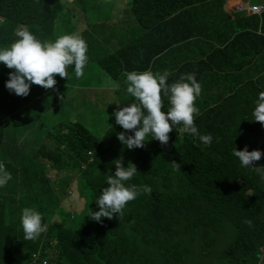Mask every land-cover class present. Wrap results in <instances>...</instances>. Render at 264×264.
<instances>
[{"label": "trees", "instance_id": "obj_1", "mask_svg": "<svg viewBox=\"0 0 264 264\" xmlns=\"http://www.w3.org/2000/svg\"><path fill=\"white\" fill-rule=\"evenodd\" d=\"M225 1L115 0L119 12L112 21L119 46L111 48L95 31L80 33L89 57L83 76L95 57L117 86L120 108L135 102L126 91L125 72L167 71L169 84L195 73L202 91L194 124L201 135H212L210 146L174 129L167 145L148 136L145 147L129 150L117 138L124 129L115 116L104 121L108 129L101 134L91 120L100 114L86 102L81 105L86 111L74 116L68 108L42 107L49 98L38 95L45 91L41 86L33 84L35 93L17 96L6 88L13 70L0 63V163L12 175L0 187L7 197L0 201L4 264H264V179L232 155L235 147L246 145L264 153V126L253 121L255 102L264 91V11L227 8ZM65 3L0 0V49L19 39L21 25L42 42L55 41L60 36L53 32L54 20ZM128 6L133 13L123 12ZM77 8L84 18H77L78 27L91 22L88 11ZM127 15L133 21L117 28ZM67 72L68 78L54 77L55 89L75 75L74 64ZM162 100L167 112L163 92ZM61 112L72 123L52 126L35 150L15 135L34 133L46 116ZM121 157L125 167L132 162L138 170L126 186L148 185L152 193L129 201L122 220L96 222L89 216L99 210L96 200L108 186L107 174L115 173L111 162ZM257 166H264V155L253 162ZM53 175L61 176L53 180ZM76 181L85 198L81 211L64 206L74 197ZM25 207L40 212L47 225L36 240H24L20 218Z\"/></svg>", "mask_w": 264, "mask_h": 264}, {"label": "clouds", "instance_id": "obj_2", "mask_svg": "<svg viewBox=\"0 0 264 264\" xmlns=\"http://www.w3.org/2000/svg\"><path fill=\"white\" fill-rule=\"evenodd\" d=\"M240 5L241 3L237 4L236 9ZM16 36L19 39L9 47L0 49V63L13 70L6 81V88L10 92L27 97L33 84L45 90H56L57 80L54 77L59 75L62 79L68 78L67 67L73 64L76 77L83 76V69L89 59L86 54L88 46L79 33L66 34L55 41L42 42L27 26L21 25L16 31ZM124 75L128 85L126 91L135 98V102L122 108L117 104L118 108L112 115L115 116L116 124L124 129L117 134V138L127 149L145 147V143L150 140L146 139L148 136L159 141L161 145H167L169 133L174 129L179 136L187 133L198 137L204 145H211L212 135H201L194 124V117L200 114L195 102L202 91L195 73L181 74L179 79L171 84L167 82L170 75L167 71L154 74L148 69L144 72H125ZM162 92L169 99L167 112L163 111ZM255 104L253 121L264 126V91L259 93ZM232 155L239 159L243 167L252 168L264 179V166L253 167V162L260 161L264 153L260 150L249 151L246 145L243 150H237L235 147ZM111 163L115 165V173L107 174L108 186L103 188L96 200L99 210L92 211L89 216L96 222L102 223L104 218L111 220L114 217L122 220L129 201L135 200L142 192L152 193L148 185L126 186L125 182L131 180L138 172L134 163L128 162L125 167L122 157ZM172 163L174 168L180 171V164L174 161ZM11 179V173L0 163V187L5 186ZM20 219L24 240H36L47 231V225H42L41 222L42 214L34 208L25 207ZM245 223L252 226L251 220H246Z\"/></svg>", "mask_w": 264, "mask_h": 264}, {"label": "rangeland", "instance_id": "obj_3", "mask_svg": "<svg viewBox=\"0 0 264 264\" xmlns=\"http://www.w3.org/2000/svg\"><path fill=\"white\" fill-rule=\"evenodd\" d=\"M65 7L60 13L57 14L54 20V34L59 36L73 33H82L85 30L95 31L97 36L100 38H106L110 41L111 48L119 46L117 42L121 41V36L117 34L115 25L112 19L116 16L117 11L113 7L115 0H63ZM245 2L242 4V2ZM234 2L241 3L242 6L247 5V3L260 4L264 0H234ZM227 0L225 1L224 7L226 6ZM236 3V4H237ZM83 6L88 11V16L91 19V22L84 21L83 25L78 27L80 23L77 18H83V14L77 7ZM215 9V8H214ZM123 12L133 13L131 8L128 6ZM124 22H120L116 25L117 28H124L133 21V17L127 15ZM116 33V34H115ZM93 54L97 52L92 51ZM88 55V54H87ZM98 56H103L101 52H98ZM90 68L85 70V74L82 78H77L75 75L71 76L66 84H63L58 87L54 92L52 89L45 90L44 92L38 95H47L49 98V104L43 105L42 107L57 108V109H69V111L75 116L80 111L84 112L86 109L81 107L85 102L88 103L91 107V110H95L100 115L91 117V120L98 124V129L103 134L107 131L108 126L105 125L104 121L112 115L115 110H117V104L120 103L119 99L115 94L117 86L113 83V80L109 77L107 78L105 71L102 66L97 63L96 58L93 57L92 64ZM90 88V92H87V89ZM53 92V93H52ZM51 94V96H50ZM40 96V97H41ZM40 97L32 101L37 102ZM36 112L37 109L41 106L40 102L35 104ZM110 110L107 112L106 110ZM46 115H41L44 117ZM86 119V117L84 118ZM65 114L63 112L59 114H52L50 118L46 116L45 120H42L38 131L26 134L23 132H18L15 134L17 137L22 140V143L28 147L30 150H35L37 146H40L47 139L50 128L59 127L64 128L66 124H71V120L66 121ZM64 121V122H63ZM63 123V124H62ZM25 138V140H23ZM61 175H53V180H58ZM77 176V175H76ZM72 191L74 192V197L64 203L66 209H72L81 211L85 207V198L82 194L81 189L79 188V183L75 182L72 186ZM6 193V191L4 192ZM4 193L0 194V201L6 199ZM2 210L0 209V213ZM63 216H66V213H63ZM60 221L61 217L58 215L55 219ZM5 245L0 241V246ZM3 254V253H2ZM5 252L4 255H0V263L4 264L5 261Z\"/></svg>", "mask_w": 264, "mask_h": 264}, {"label": "built area", "instance_id": "obj_4", "mask_svg": "<svg viewBox=\"0 0 264 264\" xmlns=\"http://www.w3.org/2000/svg\"><path fill=\"white\" fill-rule=\"evenodd\" d=\"M248 9L250 12L254 13V14H261L264 11V5H260V4H251V5H247V6H238L237 9L241 10V9ZM36 261H39L41 258L36 255L35 256Z\"/></svg>", "mask_w": 264, "mask_h": 264}, {"label": "crops", "instance_id": "obj_5", "mask_svg": "<svg viewBox=\"0 0 264 264\" xmlns=\"http://www.w3.org/2000/svg\"><path fill=\"white\" fill-rule=\"evenodd\" d=\"M236 3L237 2H234V0H227L226 7L227 8H233V9L235 8L236 9V5L239 4V3H237V4ZM242 3H245V2L243 1ZM252 4H255V3H252ZM260 4H264V2H261ZM35 92H36L35 89L30 88V93H35Z\"/></svg>", "mask_w": 264, "mask_h": 264}]
</instances>
